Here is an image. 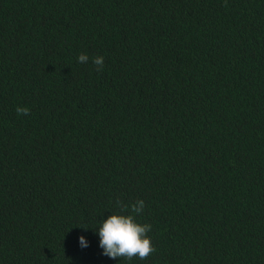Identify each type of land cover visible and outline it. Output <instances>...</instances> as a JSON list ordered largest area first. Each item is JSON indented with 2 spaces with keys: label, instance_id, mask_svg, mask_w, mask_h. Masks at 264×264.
<instances>
[{
  "label": "trees",
  "instance_id": "16d2710c",
  "mask_svg": "<svg viewBox=\"0 0 264 264\" xmlns=\"http://www.w3.org/2000/svg\"><path fill=\"white\" fill-rule=\"evenodd\" d=\"M0 264H264V0H0Z\"/></svg>",
  "mask_w": 264,
  "mask_h": 264
},
{
  "label": "clouds",
  "instance_id": "9594fccd",
  "mask_svg": "<svg viewBox=\"0 0 264 264\" xmlns=\"http://www.w3.org/2000/svg\"><path fill=\"white\" fill-rule=\"evenodd\" d=\"M77 60L79 63L84 64L89 61V56L80 54ZM92 63L96 66L97 72L103 71V56L93 57ZM16 112L17 115H30L28 107L18 106ZM115 203L119 208V212L102 220L98 228L99 246L103 249L102 254L114 260H121V258L129 261L134 258L146 260L156 251V248L152 245L151 238L148 235L152 230V226L146 223L141 224L137 220V216L144 210V201L137 200L128 205L117 199ZM79 243L81 247L88 246L83 236L79 238Z\"/></svg>",
  "mask_w": 264,
  "mask_h": 264
}]
</instances>
